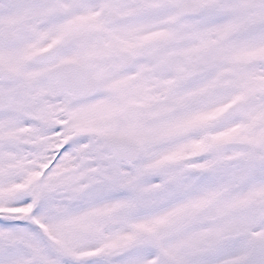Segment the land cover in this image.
I'll return each instance as SVG.
<instances>
[{"label":"snow or ice","instance_id":"snow-or-ice-1","mask_svg":"<svg viewBox=\"0 0 264 264\" xmlns=\"http://www.w3.org/2000/svg\"><path fill=\"white\" fill-rule=\"evenodd\" d=\"M0 264H264V0H0Z\"/></svg>","mask_w":264,"mask_h":264}]
</instances>
